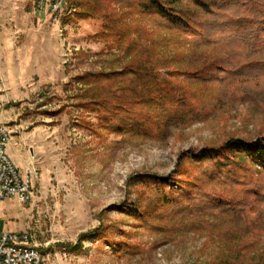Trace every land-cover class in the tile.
I'll list each match as a JSON object with an SVG mask.
<instances>
[{"label":"rangeland","instance_id":"obj_1","mask_svg":"<svg viewBox=\"0 0 264 264\" xmlns=\"http://www.w3.org/2000/svg\"><path fill=\"white\" fill-rule=\"evenodd\" d=\"M208 1L185 29L143 0H69L56 17L0 0V124L33 189L28 203L0 199V232L27 233L43 264L264 260V168L229 151L198 158L264 134V74L218 68L264 60V34L257 53L240 49L226 0ZM132 64L164 83L146 103L121 90L135 78L109 76ZM89 86L118 94L102 95L115 98L104 113ZM128 117L144 131L125 132Z\"/></svg>","mask_w":264,"mask_h":264},{"label":"trees","instance_id":"obj_2","mask_svg":"<svg viewBox=\"0 0 264 264\" xmlns=\"http://www.w3.org/2000/svg\"><path fill=\"white\" fill-rule=\"evenodd\" d=\"M223 3L224 6L221 8H225V17L227 15H231L232 17L230 21L226 20L224 28H229L230 25L235 29L233 33H230L229 41L236 44V46L242 50L247 49L252 53H257V50L262 43L260 37L264 34V0H226ZM212 5L213 4L209 1L207 2V0H143L142 2L144 11L152 12L166 20L168 23L185 29L191 28V16L189 13L194 10H200L211 14L214 11ZM216 7L219 8L220 6L216 4ZM231 43H229V45H232ZM248 57H251V54L248 55ZM250 59L252 60L245 63L243 66L239 65L234 69L229 70L227 66H219L218 68H221L220 70L223 72L228 71L231 75L235 76H244L246 74L250 76L252 73L264 74V60ZM158 74L159 73L155 72V67L152 65L132 64L126 71L114 73L109 76L121 77L122 82L128 80V78H135L136 80L133 83L126 85V88L121 87V90L124 91L126 89L129 92L128 95H132L131 97L135 102L146 103L147 101L144 98L145 95H155L154 93H157V91L160 92L161 87L164 84L162 79L158 77ZM221 80H223V78ZM103 90L104 88L98 90L93 87L85 90V93L88 94L86 96L91 99V102L89 101L88 104H91L92 110L100 113H104V109L110 107L109 102L115 99L107 98V96L103 97L102 95H105L104 93H107V95H118L115 93V90L111 91V89H109L104 93ZM244 90L247 93L246 95H249L248 98L255 99L256 95H258L246 86L244 87ZM117 118L121 120L118 115ZM119 125H125V132L137 133L144 131L142 126L136 123L133 119H130V117L125 119V121L123 118V121H121ZM225 151L235 152V155L239 156V158L242 157V159H247L251 156L257 160V165L264 168V134L250 139L242 137L230 138L220 147H211L208 150L204 149L198 154V158L207 160L208 158H213L218 152L221 153ZM91 235L92 233L83 234L80 237V242L78 244L70 245L68 248L71 251L78 250L81 248V242ZM198 264H264V260L252 263L224 261L221 263Z\"/></svg>","mask_w":264,"mask_h":264},{"label":"built area","instance_id":"obj_3","mask_svg":"<svg viewBox=\"0 0 264 264\" xmlns=\"http://www.w3.org/2000/svg\"><path fill=\"white\" fill-rule=\"evenodd\" d=\"M68 0H38V6L44 5L50 16H55L62 11L63 5ZM4 138H9V133H4L0 127V199L9 197L22 203H28V187H22L13 166L8 159H3L2 144ZM39 249H33L30 245V237L27 233L17 231L0 232V264H37Z\"/></svg>","mask_w":264,"mask_h":264},{"label":"bare ground","instance_id":"obj_4","mask_svg":"<svg viewBox=\"0 0 264 264\" xmlns=\"http://www.w3.org/2000/svg\"><path fill=\"white\" fill-rule=\"evenodd\" d=\"M0 127H2V129L4 130V133H9L6 126L0 124ZM8 142H9V138H4V143L2 144L3 159H8V162H10V164L13 166V171H15V174L17 175L18 180H20V184L22 185V187H28L27 198L31 199L33 197V189L31 185V180L28 177V173L24 174L22 170L20 169V167H18L17 164L14 162V160L11 158L8 152V148H7ZM30 245L32 246L33 249H38L36 246L32 245L31 243ZM37 264H43L42 254L40 251L38 252V263Z\"/></svg>","mask_w":264,"mask_h":264},{"label":"crops","instance_id":"obj_5","mask_svg":"<svg viewBox=\"0 0 264 264\" xmlns=\"http://www.w3.org/2000/svg\"><path fill=\"white\" fill-rule=\"evenodd\" d=\"M10 154V153H9ZM11 156V155H10ZM11 158L14 160V162L16 163V164H18V161H17V159H15L16 157H12L11 156ZM14 200V199H13ZM13 231H15V230H13Z\"/></svg>","mask_w":264,"mask_h":264}]
</instances>
